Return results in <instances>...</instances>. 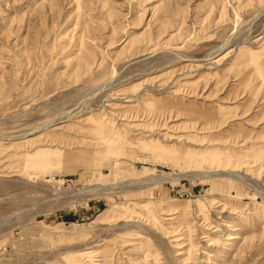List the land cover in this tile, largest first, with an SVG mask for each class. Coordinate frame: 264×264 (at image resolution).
Returning a JSON list of instances; mask_svg holds the SVG:
<instances>
[{"label":"rangeland","instance_id":"obj_1","mask_svg":"<svg viewBox=\"0 0 264 264\" xmlns=\"http://www.w3.org/2000/svg\"><path fill=\"white\" fill-rule=\"evenodd\" d=\"M256 185L264 0H0V264H264Z\"/></svg>","mask_w":264,"mask_h":264},{"label":"bare ground","instance_id":"obj_2","mask_svg":"<svg viewBox=\"0 0 264 264\" xmlns=\"http://www.w3.org/2000/svg\"><path fill=\"white\" fill-rule=\"evenodd\" d=\"M46 128H49L50 127V125H48V126H45ZM54 129H59L58 127L56 128H54ZM44 130V129H43ZM213 175H217V174H215V173H213V174H206V175H198L197 177L198 178H207V177H211V176H213ZM232 177H236V178H238V179H241V180H244V178H246L244 175H240V174H230ZM193 178H196L195 176H192ZM180 179V177H173V178H169V179H167V178H160V179H158V180H156L154 183H158V182H160V183H162V182H174V181H178ZM256 188H257V191L259 192V193H261L262 194V196L264 197V190H262L259 186H257L256 185ZM104 190V189H103ZM135 243H137V242H135Z\"/></svg>","mask_w":264,"mask_h":264}]
</instances>
